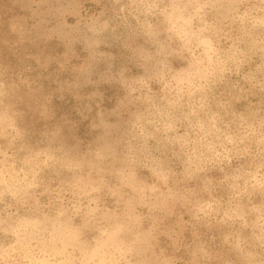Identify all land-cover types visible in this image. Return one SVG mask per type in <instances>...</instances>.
<instances>
[{
	"label": "rangeland",
	"instance_id": "1",
	"mask_svg": "<svg viewBox=\"0 0 264 264\" xmlns=\"http://www.w3.org/2000/svg\"><path fill=\"white\" fill-rule=\"evenodd\" d=\"M0 264H264V0H0Z\"/></svg>",
	"mask_w": 264,
	"mask_h": 264
}]
</instances>
